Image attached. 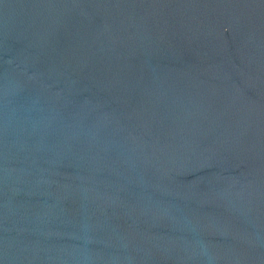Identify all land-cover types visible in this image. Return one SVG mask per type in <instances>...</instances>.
Instances as JSON below:
<instances>
[{
    "label": "water",
    "instance_id": "95a60500",
    "mask_svg": "<svg viewBox=\"0 0 264 264\" xmlns=\"http://www.w3.org/2000/svg\"><path fill=\"white\" fill-rule=\"evenodd\" d=\"M0 264H264V0H0Z\"/></svg>",
    "mask_w": 264,
    "mask_h": 264
}]
</instances>
